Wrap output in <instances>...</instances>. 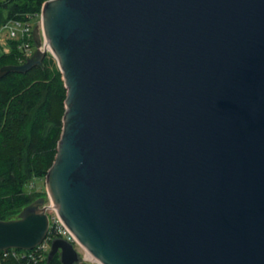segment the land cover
Returning a JSON list of instances; mask_svg holds the SVG:
<instances>
[{
	"label": "water",
	"instance_id": "water-1",
	"mask_svg": "<svg viewBox=\"0 0 264 264\" xmlns=\"http://www.w3.org/2000/svg\"><path fill=\"white\" fill-rule=\"evenodd\" d=\"M31 36L0 78L55 58L66 94L45 189L94 258L264 264V0H46ZM44 202L0 219V250L43 241ZM56 255L85 264L60 237Z\"/></svg>",
	"mask_w": 264,
	"mask_h": 264
},
{
	"label": "trees",
	"instance_id": "trees-1",
	"mask_svg": "<svg viewBox=\"0 0 264 264\" xmlns=\"http://www.w3.org/2000/svg\"><path fill=\"white\" fill-rule=\"evenodd\" d=\"M44 1L0 0V28L11 20L33 27ZM9 40L11 52L0 53V67L24 61L19 47L22 41ZM28 40L35 50L32 36ZM65 94L62 74L48 52L42 66L23 73L9 72L0 78V219H11L19 208L45 192V174L54 160L61 133ZM34 179L42 185L29 192L27 187ZM2 264L61 263L56 255L49 262L47 257L40 262L8 257Z\"/></svg>",
	"mask_w": 264,
	"mask_h": 264
},
{
	"label": "built area",
	"instance_id": "built-area-1",
	"mask_svg": "<svg viewBox=\"0 0 264 264\" xmlns=\"http://www.w3.org/2000/svg\"><path fill=\"white\" fill-rule=\"evenodd\" d=\"M9 22H12L17 27H23L21 30L22 42L19 47L21 48L22 55L24 57L23 59L25 60V58L31 56V54L34 52L33 47L27 43L28 38L31 36V25H29V23H23L19 20H11ZM9 22H7L2 27L7 26ZM10 37H16V33L14 30L10 31ZM43 47L44 43L42 44L41 48L43 49ZM45 50L49 51V48L45 47ZM44 207L45 212L48 216L49 226L47 235L45 236L43 241L31 250L19 251L14 248L0 250V264H2V260L8 257H13L15 259L24 258L28 260H33L34 262H40L47 257L51 240L57 237L63 238L71 242L73 247L82 257L85 264H101L77 241L73 233L63 224L55 208L53 207L52 202H46L45 200Z\"/></svg>",
	"mask_w": 264,
	"mask_h": 264
},
{
	"label": "rangeland",
	"instance_id": "rangeland-1",
	"mask_svg": "<svg viewBox=\"0 0 264 264\" xmlns=\"http://www.w3.org/2000/svg\"><path fill=\"white\" fill-rule=\"evenodd\" d=\"M36 24L40 25V17H39V20H38V22ZM22 28L23 27L15 26L12 22H9L7 26L0 28V53H2V52L8 53L10 51V49H11L10 48L11 42L9 40V39H11V37H10V31L11 30H14L15 33H16V37L14 39H16V40L17 39H20V40L22 39V33H21ZM31 30H32V27H31ZM27 43L29 45H31L29 40H27ZM33 51H34V49H33ZM41 185L42 184H41V181L39 179H34L33 181H31L29 183V185L27 187V190L29 192H31L34 189V187L40 189ZM44 188H45V183H44ZM38 197H44L45 199L47 198L46 202H50V200L48 199V195L46 193V189H45L44 193L40 194L39 196L35 197L34 199H36ZM21 209L22 208H19L18 211H20ZM18 213L19 212L13 214L12 218H15Z\"/></svg>",
	"mask_w": 264,
	"mask_h": 264
}]
</instances>
